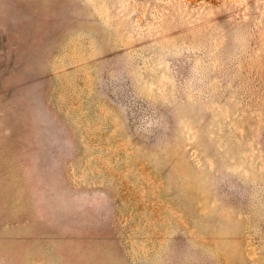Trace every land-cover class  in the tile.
I'll list each match as a JSON object with an SVG mask.
<instances>
[{
    "label": "rangeland",
    "instance_id": "374dc122",
    "mask_svg": "<svg viewBox=\"0 0 264 264\" xmlns=\"http://www.w3.org/2000/svg\"><path fill=\"white\" fill-rule=\"evenodd\" d=\"M0 264H264V0H0Z\"/></svg>",
    "mask_w": 264,
    "mask_h": 264
}]
</instances>
